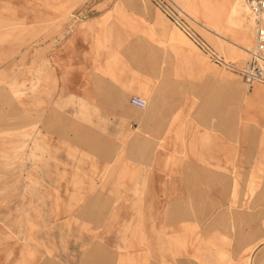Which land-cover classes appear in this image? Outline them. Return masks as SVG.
<instances>
[{
	"label": "rangeland",
	"instance_id": "1",
	"mask_svg": "<svg viewBox=\"0 0 264 264\" xmlns=\"http://www.w3.org/2000/svg\"><path fill=\"white\" fill-rule=\"evenodd\" d=\"M247 17L250 31L228 18L223 32L252 49ZM171 27L188 43L153 0H0V264H264V83L227 72L228 122L212 129L239 163H156L162 133L141 132L129 104L140 53L155 74ZM178 176L190 195L165 194Z\"/></svg>",
	"mask_w": 264,
	"mask_h": 264
},
{
	"label": "crops",
	"instance_id": "2",
	"mask_svg": "<svg viewBox=\"0 0 264 264\" xmlns=\"http://www.w3.org/2000/svg\"><path fill=\"white\" fill-rule=\"evenodd\" d=\"M211 2H214V0H211ZM165 16L182 32L188 43L172 38L171 27V33H168V36L172 43L167 45L169 49H162L157 54L155 74L149 71L148 67H144L145 61L147 63L149 57L144 53H140L139 61L143 73L141 72V77L135 80V86H133L135 93L129 98L130 106H134L131 104L133 96H141L149 104L152 91L156 92L155 98L152 99L154 104L149 105L147 108L137 107L141 111L135 117L136 120L138 119L141 132L155 133L154 137L158 133H162L160 146L164 151L163 154L157 157L155 162L188 165L239 163V155H237L239 148L237 145L230 146L227 141H222L227 138V127L223 129L220 127L219 130H216L215 133L220 132L219 135H213L212 129L213 122L223 121L227 125L228 109L226 102H224L227 99L226 88L229 82L235 80L229 77L227 72L234 70L214 62L199 44L167 15ZM228 16L225 15L218 29L214 28L212 21L203 19L201 21L224 36L223 29L228 21ZM194 29L201 39L226 61L239 66L221 54L195 27ZM98 34L103 36V33ZM237 37H239L238 34ZM100 39L104 43V38ZM212 40L210 39L211 42ZM105 44L110 46V44H114V41L110 42V39H107ZM165 51L169 54H165ZM108 68V71L111 72L112 68ZM145 68L146 71H144ZM237 73L242 76L240 72ZM149 84L153 85L151 90ZM255 89H258V93L254 96L264 94L263 87L256 86L253 90ZM106 95L102 97L104 99L102 101H108L109 105L112 98L110 94ZM213 137L215 139L214 143L212 142ZM234 152L235 154H233ZM169 158H172V160L170 161ZM180 178L182 177H173L171 187L169 185L165 186L166 195L191 194L192 188L188 185L187 188L182 186Z\"/></svg>",
	"mask_w": 264,
	"mask_h": 264
},
{
	"label": "built area",
	"instance_id": "3",
	"mask_svg": "<svg viewBox=\"0 0 264 264\" xmlns=\"http://www.w3.org/2000/svg\"><path fill=\"white\" fill-rule=\"evenodd\" d=\"M153 1L165 15L199 44L214 62L231 70L240 72L249 85L256 82L264 83V0H246L250 12L256 18V40L254 48L248 50L249 60L246 61L242 67H238L226 61L205 43L194 29L192 25L194 21H192L188 15H184L182 11L175 7L176 10L182 14L178 15L177 12L173 10V7H170L167 0ZM131 104L139 108H145L147 106V101L141 96H133L131 98Z\"/></svg>",
	"mask_w": 264,
	"mask_h": 264
},
{
	"label": "bare ground",
	"instance_id": "4",
	"mask_svg": "<svg viewBox=\"0 0 264 264\" xmlns=\"http://www.w3.org/2000/svg\"><path fill=\"white\" fill-rule=\"evenodd\" d=\"M197 1L203 4V8L200 11L201 12L200 15H202L200 19L206 21H212L213 26L216 29H218V26L221 23L222 19L225 17V15H230L229 19L232 21L234 25H237L239 23V26L241 28L246 29L248 31H250V27L253 26L255 23V20H253V18L247 17V15H249V8L245 0H214V2H211V0H197ZM217 7H219L220 9ZM237 17L239 19L238 22L234 20V18ZM200 19H198V21L194 20V22L204 30L213 33L214 35H216V37L223 40L227 44L231 45L232 47L230 50L231 52L228 51L230 57H238V55H240V51L243 50L246 52V54L248 53L249 49H245L240 43L232 41L228 37L219 34L215 30L211 29L208 25L200 23ZM212 43H214V45H216L217 48H219L221 51L224 52L223 48L226 47H224L223 45L221 46L219 43L213 40ZM238 51L239 54H237ZM243 65L244 64H242V66ZM242 66H238V67H242ZM257 93H258V89H255V94Z\"/></svg>",
	"mask_w": 264,
	"mask_h": 264
}]
</instances>
